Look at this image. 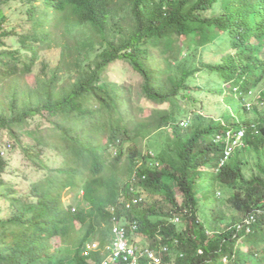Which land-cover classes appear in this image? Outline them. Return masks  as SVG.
<instances>
[{
    "label": "trees",
    "instance_id": "16d2710c",
    "mask_svg": "<svg viewBox=\"0 0 264 264\" xmlns=\"http://www.w3.org/2000/svg\"><path fill=\"white\" fill-rule=\"evenodd\" d=\"M38 2L44 6L41 13ZM231 2L230 10L217 15L220 0H0V264H102L111 239L104 227L111 220L108 205H117L121 187L135 174L147 175L141 184L150 194L172 201L175 191L163 184L169 180L193 203V215L183 219L184 227L191 222L189 231L165 233L180 239L185 255L166 263L264 264V125L249 130L247 146L232 153L219 171L200 166L215 167L221 146L193 147L206 128L217 125L198 102L202 93L225 92L215 85L202 87L199 75L207 81H233L238 75L236 84L243 89V73L253 69L264 77L263 63L254 65L257 51L251 41L252 29L264 26L261 0ZM16 4H21L17 33L5 26L14 23ZM47 4L55 11L48 12ZM60 24L73 42L60 47L65 63L58 62L51 74V63H43L42 74L48 76L34 77L46 50L63 38L53 37ZM206 49L215 60L208 59ZM218 50L228 52L222 56ZM156 51L165 54V66ZM117 60L143 78L142 95L157 106V115H144L141 105V119H115L117 104L105 74ZM28 78L32 84L25 82ZM259 83L252 79L249 85ZM192 110L198 125L182 130L180 120ZM35 117H44L48 127L33 122ZM170 127L174 138L160 134ZM5 133L28 167L42 174L36 179L21 174L30 184L26 194L15 189L14 176L6 182L5 172L17 170L1 156ZM100 134L109 141L99 142ZM150 138L140 147V139ZM119 144L127 147L116 154ZM145 146L154 156L145 154ZM218 187L220 195L229 194L226 199L218 196ZM73 190L74 204L65 205L63 194ZM225 202L235 210L231 215L221 210ZM57 238L60 246L53 251L51 241ZM90 241H99L100 248L85 254Z\"/></svg>",
    "mask_w": 264,
    "mask_h": 264
},
{
    "label": "clouds",
    "instance_id": "9594fccd",
    "mask_svg": "<svg viewBox=\"0 0 264 264\" xmlns=\"http://www.w3.org/2000/svg\"><path fill=\"white\" fill-rule=\"evenodd\" d=\"M40 13L44 8L41 2ZM49 4H47L48 6ZM49 11H55L50 5L47 7ZM261 11L264 13V0H261ZM251 41L253 46L256 47L257 54L255 56L254 65L257 67L258 62L263 63L264 67V26L254 27L252 29ZM220 51V50H218ZM222 56L228 52L220 51ZM232 80L223 81L222 83H231L230 86L224 88L225 92L221 93L224 96L230 94L232 101L234 99L241 103L243 106L244 114H238L235 110L228 112L226 107H220V103H217L214 96H219L220 92L209 95H202L198 102H202L206 105V113L213 118L217 125L215 128H206L199 142H193V147L205 142V146L211 148L212 146H221L222 155L219 157L215 167L212 170L219 171L229 159L230 155L242 152V148L247 146V134L249 130L256 129L263 124L264 125V77L257 70V72L248 71L242 74V79L245 82V88H239L236 84L239 81L238 75L232 78ZM252 79H260V83L256 88L249 85ZM230 89L233 91L230 93ZM205 94L209 92H204ZM254 99L257 102V106H253L249 100ZM225 103V100L223 101ZM252 114L250 119L246 118V114ZM230 114V121L227 120L226 115ZM194 116V114H193ZM192 116V117H193ZM192 117L188 116L184 118L182 116L180 120V126L182 130H188L195 128L198 124L192 122ZM170 138H174L172 128ZM190 134L185 135L184 140L189 139ZM169 138V140H170ZM168 145V142H167ZM167 148V147H166ZM145 154H151L152 151L145 152ZM208 167V166H206ZM209 168V167H208ZM203 170V169H202ZM211 170V171H212ZM209 172V169L207 170ZM80 175V174H79ZM147 175H144L143 179H139L135 174L134 178L127 184H123L118 197L117 205H108V211L110 212V223L105 224L104 227H109L108 231L111 234L110 244L106 246L105 253L107 258L102 264H143L146 260L148 264H168L165 261L170 259H176L185 255V250L182 248L181 241L178 237H166V232L178 231L185 229L189 231L191 222L184 227V220L189 219L192 214L193 203L187 196V194L176 184L169 180H164V185L170 190H174V198L172 201L164 199L160 194H150L147 192L141 182L145 180ZM147 192L150 198L158 196L168 206L162 208L160 206L152 205L146 208V197L143 192ZM220 196V192H218ZM70 199H68V203ZM75 211V209L73 208ZM201 217L196 221L199 223ZM173 225L168 227L169 225ZM155 225V227H151ZM168 227V228H167ZM152 233L149 235L147 233ZM208 233V232H207ZM139 234L137 240L135 237ZM133 235V238L131 236ZM140 237H147L152 240L151 244L142 245L138 240ZM165 239H173L171 243L163 242ZM157 245L154 246V243ZM87 251L88 254L91 250H98L100 248V242H88ZM116 251L120 254L115 256ZM170 258V259H169ZM110 260V261H109ZM174 262V260H171Z\"/></svg>",
    "mask_w": 264,
    "mask_h": 264
},
{
    "label": "rangeland",
    "instance_id": "374dc122",
    "mask_svg": "<svg viewBox=\"0 0 264 264\" xmlns=\"http://www.w3.org/2000/svg\"><path fill=\"white\" fill-rule=\"evenodd\" d=\"M231 1H236L237 4H240L241 0H226V2L224 0H220V3L217 5V9L214 13H216L217 15L222 14V12H226L227 10H230V4L232 3ZM235 2V3H236ZM21 9V4H16L14 6L15 10H16V16H15V20H13L14 23H6L5 26L10 27V26H14L15 27V33H17L20 30V27L18 26V19H19V15H20V10ZM7 15L11 16V12L10 9L7 8L6 10ZM18 17V19H17ZM6 28V27H5ZM217 30L220 29H215V32H217ZM53 37L57 36V37H61L65 34L64 32V25L60 24L58 28H56L53 32ZM218 33V32H217ZM7 45H10L12 42H6ZM73 42L69 37H64L62 38V40L60 41H56L55 45L53 46V48L46 50L45 54H44V58L41 60L42 65L37 67V70L35 72V76L37 78H43L48 76V74H51L55 68V65L57 66V63L59 62L62 63L64 65L65 61L61 56V51H60V47L62 46V44H67V45H71ZM63 47V46H62ZM213 47H209L207 49H210ZM98 46L97 44L95 45L94 48V54L98 53L97 52ZM206 49V50H207ZM211 50H207V57L208 59H213L215 60V57L212 55V53L210 52ZM161 53V52H160ZM156 55L157 58L161 59V65L165 66L166 65V60L164 59L166 56L164 53H161L162 56L158 55V51H156ZM60 56V57H59ZM60 58V60H59ZM73 57H70L69 60H73ZM43 63H51L52 65V69L48 71L47 75L42 74V68H43ZM58 64V65H59ZM106 82H107V87L109 90V94L110 97H113L115 99V102L117 104V110H116V116L115 119H119V117L125 118L126 120H129L131 118H135L136 120L141 119V117L139 116L140 113V106L143 105V110H141L143 112L144 115H148V116H155L159 113V110L157 108V106L152 105V101L148 100L146 97H144L142 95V84H143V78L135 71L131 68V66L125 62L124 60H117L114 63L109 64L107 72H106ZM69 79V78H68ZM66 79V81L68 80ZM71 79L73 80V77H71ZM26 83H30L31 79H26L25 80ZM197 82L202 85V87H206L207 89H210L213 85L217 86V87H224L227 88L228 86L231 85V83L227 84V83H222L219 81V79H217L216 77H213L212 79H210L209 81H207L206 76H201L199 75L197 78ZM24 85V83H22ZM112 84L114 86H112ZM32 87V86H31ZM24 88V86H23ZM37 86H35V88L32 87V89H36ZM211 93V92H210ZM210 93L205 94L204 92L202 93V95L206 96L209 95ZM215 100L217 103H220V107H226L228 109V112H231V110H235V112H237L238 114L243 115V106L241 105V103L236 99H234V103L232 101V97L230 94H227L226 96H224L223 94L219 93V96H214ZM225 100V103L223 102ZM249 102L255 107L257 106V102L254 99L249 100ZM91 104H93L92 107H95V109H99L96 106V102H92ZM206 112V111H204ZM194 114V110H192L191 114L189 115L190 117H192ZM246 118L250 119L252 117V114L248 113L245 115ZM185 118V116H184ZM226 118L228 121H230V114L226 115ZM183 119V118H182ZM33 122H40L41 125L43 127H48V122L46 121V119L44 117H35V119L33 120ZM167 133L168 135L171 133V129H166L164 131H162L160 134H164ZM164 136V135H163ZM3 145L1 146V156H4L5 158H7L10 162H11V168L13 170H17V172L12 173L11 170H8L9 168H7V172H5V179L6 182L9 183L11 180H9L11 178V176H14V187L16 190H19L21 193L26 194L29 190H30V184L29 181L26 178H22L21 174H27V173H31L33 174L32 178H39L40 176H42V174H37L36 171H34L33 169L31 170V168L28 167V162L25 158L24 153L16 146L17 144H14V139L8 134L5 133L3 136ZM97 140L101 143H107L109 141V136L108 135H98L97 136ZM24 141H30L32 142V139L30 137L25 136L24 137ZM152 141V138L150 139H140V147L143 145V143L145 145H147V143H150ZM161 141H159L160 144ZM127 147V145L125 146L124 144H119L118 146H116L114 148V152L116 154H118L120 152L121 149H125ZM167 147V144H166ZM165 147V148H166ZM144 152H146L148 150V147L145 146V148L143 149ZM53 164H55V161H52ZM200 169L203 170H208L209 172L212 170V166L206 167L205 165H201ZM86 170V169H85ZM251 170H247V175L251 174ZM14 174V175H13ZM17 174V175H15ZM86 174L87 176L91 177L92 174L86 170ZM20 175H21V179H20ZM80 177H83V175H79ZM208 179L207 184H209L210 177H206ZM217 190H219V192L221 191L220 188L218 187ZM77 193H79L77 191ZM145 194L146 197V208L151 207L152 205H156V206H160L162 208H166L168 207L162 200L160 197L155 196L153 198H150L147 192H143ZM74 194H75V190L67 192L65 194H63L62 198H63V202L65 205H72L74 204ZM82 194V193H81ZM223 199L227 198L229 196L228 193L223 192L220 195ZM226 196V197H225ZM68 199H70L72 201V203H68ZM69 200V202H71ZM210 202V201H209ZM204 199L200 197L199 195V205L202 206L204 204ZM221 210H226L228 212V214H232L233 213V207L229 204V203H224L222 206ZM235 211V210H234ZM236 213V212H235ZM80 230V228H78ZM77 230L76 231V235H78L79 237L82 236V230ZM209 232L210 229H209ZM210 235V234H209ZM139 237V234L135 237V239L137 240V238ZM131 238H133V235L131 236ZM142 245H146V244H151L152 240L147 238V237H140L138 240ZM241 240H239L240 242ZM53 248V251H55L57 248H59L60 244H59V240L57 239H53L51 241ZM58 246V247H57ZM72 248V247H70ZM245 251H248L250 249V246L245 247ZM255 250L260 249L259 246H256L254 248ZM224 263L228 264V261H225V259L223 260Z\"/></svg>",
    "mask_w": 264,
    "mask_h": 264
},
{
    "label": "built area",
    "instance_id": "2783aa9c",
    "mask_svg": "<svg viewBox=\"0 0 264 264\" xmlns=\"http://www.w3.org/2000/svg\"><path fill=\"white\" fill-rule=\"evenodd\" d=\"M119 254H120V252L119 251H116L115 256L118 257Z\"/></svg>",
    "mask_w": 264,
    "mask_h": 264
}]
</instances>
